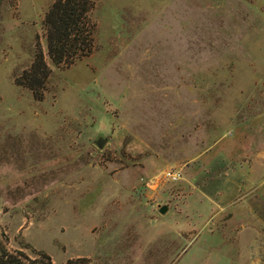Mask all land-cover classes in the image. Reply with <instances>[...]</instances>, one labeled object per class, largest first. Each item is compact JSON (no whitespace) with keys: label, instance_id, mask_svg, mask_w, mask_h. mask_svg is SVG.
I'll return each mask as SVG.
<instances>
[{"label":"rangeland","instance_id":"rangeland-1","mask_svg":"<svg viewBox=\"0 0 264 264\" xmlns=\"http://www.w3.org/2000/svg\"><path fill=\"white\" fill-rule=\"evenodd\" d=\"M90 1V54L56 68L54 0H0V237L54 264H264V0ZM39 53L36 100L15 79Z\"/></svg>","mask_w":264,"mask_h":264},{"label":"trees","instance_id":"trees-1","mask_svg":"<svg viewBox=\"0 0 264 264\" xmlns=\"http://www.w3.org/2000/svg\"><path fill=\"white\" fill-rule=\"evenodd\" d=\"M92 9L90 0H54L46 12L45 27L47 54L52 66L72 65L91 52L92 30L89 14ZM50 69L41 53L36 54L31 65L15 79L17 86L32 93L34 99L42 97ZM73 262L69 261L68 264ZM0 264H54L52 259L42 252L25 249L10 250L6 237H0ZM74 264V263H73Z\"/></svg>","mask_w":264,"mask_h":264},{"label":"water","instance_id":"water-1","mask_svg":"<svg viewBox=\"0 0 264 264\" xmlns=\"http://www.w3.org/2000/svg\"><path fill=\"white\" fill-rule=\"evenodd\" d=\"M105 143H106V139L98 138L97 141H96V146L99 149H102L104 147ZM167 211H168V207L167 206H162V207L159 208V214H161V215L166 214Z\"/></svg>","mask_w":264,"mask_h":264},{"label":"built area","instance_id":"built-area-1","mask_svg":"<svg viewBox=\"0 0 264 264\" xmlns=\"http://www.w3.org/2000/svg\"><path fill=\"white\" fill-rule=\"evenodd\" d=\"M166 176L168 177L169 180L175 181L177 179V176L175 173L170 171H166Z\"/></svg>","mask_w":264,"mask_h":264}]
</instances>
